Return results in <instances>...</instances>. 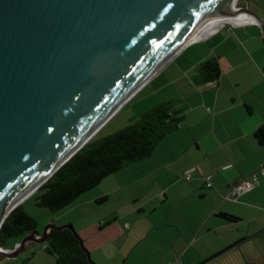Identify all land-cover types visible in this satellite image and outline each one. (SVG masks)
Wrapping results in <instances>:
<instances>
[{"label":"water","instance_id":"1","mask_svg":"<svg viewBox=\"0 0 264 264\" xmlns=\"http://www.w3.org/2000/svg\"><path fill=\"white\" fill-rule=\"evenodd\" d=\"M225 2L0 0V229ZM238 11L264 36L263 19ZM64 229L95 264L72 224L0 247V262Z\"/></svg>","mask_w":264,"mask_h":264},{"label":"rangeland","instance_id":"2","mask_svg":"<svg viewBox=\"0 0 264 264\" xmlns=\"http://www.w3.org/2000/svg\"><path fill=\"white\" fill-rule=\"evenodd\" d=\"M237 7L248 8L262 19L260 15L264 12V0H239ZM244 26L246 25L227 24L220 29ZM254 27L259 30L257 26ZM256 44L251 42L248 45L250 49H254ZM238 54L242 55L241 49ZM257 57L260 58L259 55ZM171 63L157 75L158 79L151 87L140 93L145 85L101 127L95 135V140L123 130L130 124L129 120L133 115L144 113L151 105H158L163 99L176 101L185 95L182 81L178 77L180 75L181 78L189 80L192 74L180 72L177 75L175 71L178 68L175 63ZM167 67L169 69L165 71ZM258 76L254 73L245 76L241 82L242 87L235 93L249 99V87L246 84L260 85L261 77ZM172 79H176L177 83L169 85ZM157 88L162 89V92L153 96V99H147ZM254 100H256L254 105L257 107L262 103V99L258 96ZM182 115L184 119L182 127L167 135L151 158L105 179L65 210L51 214L45 209L36 207L35 199L38 194L29 196L22 205L26 214L37 222V232L42 233L52 220L57 219L55 226H62L65 219H70L73 221L75 232L83 241L95 264H120L129 256L130 249L139 238L153 228L182 221L183 234L175 241L173 250L161 264H253L263 261L264 175L262 171H255L258 181L256 188H258L254 193L240 198L237 202L225 201L221 195H218L220 189L225 186V180L220 179V175L214 180L213 189H203L207 194L206 197H200L199 194L189 191L191 185L182 176L184 166L198 162L206 164V153L210 158L212 157L207 152L210 148L209 140L204 143V150L190 151L193 149L191 146L195 135L200 136V132L202 133L205 127L196 124L194 120L197 117L194 113L184 111ZM204 134L203 132L202 135ZM240 168L247 171L252 167L246 164L241 165ZM104 196H108L109 201L96 205L95 202ZM219 213L233 216L240 221L234 224L226 223L214 217ZM193 229L195 233L191 234ZM199 229L201 233L198 235L196 232ZM20 241H8L3 249L11 250ZM43 246V244L32 246L30 251L37 254V257L28 264H54V259L42 252ZM227 247L229 248L226 252L218 255ZM29 254V251H24L16 258L2 260L0 264H23Z\"/></svg>","mask_w":264,"mask_h":264},{"label":"crops","instance_id":"3","mask_svg":"<svg viewBox=\"0 0 264 264\" xmlns=\"http://www.w3.org/2000/svg\"><path fill=\"white\" fill-rule=\"evenodd\" d=\"M262 14L260 16L264 20V12ZM227 24L242 26L231 23L211 25L200 32L196 36L195 42L187 45L171 61L172 63L170 62L171 64L175 63L178 68L175 71L177 75L180 72H190L192 75L189 80L181 78L180 75L178 77L182 81L185 90V95L181 99L176 101L162 100V103L170 104L174 111L194 113L197 117L194 120L196 124H202L205 127L204 135H202L203 132H200V136L199 134L195 135L194 143L191 146L193 149H190V151L200 152L204 150V143L209 140L210 148L207 152L212 158L206 153L205 160L208 164L189 163L184 166L182 173V176L187 173L190 176V181L187 182L191 185L189 191L199 194L200 197L207 196L203 189L214 188L213 182L218 175H220V179L225 180V186L222 189L218 188L220 189L218 195L223 197L222 195L226 193L228 188L236 184L241 178L256 176L255 171H261L264 168V150L256 146L252 137L256 129L264 124V36L252 24L244 27L220 29ZM251 42L257 43L254 49H250L248 45ZM240 49L242 55L238 54ZM258 55L260 58L257 57ZM211 58L218 60L221 76L214 86L200 89L204 85L197 86L194 83L195 69ZM168 67L165 71L169 69ZM252 73L256 76L259 75V78L261 77L260 85L257 83L253 86L246 84L249 87V99L243 95H237L238 93H235V91H239L242 87L243 78ZM157 79V76L154 77L150 81L151 83L149 82L139 92L143 93ZM176 83L177 80L175 79L169 81L168 84ZM232 91L234 93H231ZM161 92L162 89L157 88L151 92L147 99H153V96H157ZM256 96L262 99V103L258 107L254 105ZM153 106L156 105H151L147 110ZM246 106L250 108V112L246 109ZM137 116L139 115H133V118ZM246 164L251 165L252 168L247 171L240 168L241 165ZM209 183L211 186L207 187ZM252 193L254 191L247 194V196ZM24 212L26 213V211ZM56 221L52 220L50 224L56 225ZM71 222L73 221L65 219L62 225ZM196 233L199 235L201 230H197ZM262 234L264 235V233ZM33 245H30L29 249L26 250L30 254L24 262L28 259L29 262H23V264H28L37 257V254L30 251ZM248 252L249 250H247ZM263 261L253 264H261Z\"/></svg>","mask_w":264,"mask_h":264},{"label":"trees","instance_id":"4","mask_svg":"<svg viewBox=\"0 0 264 264\" xmlns=\"http://www.w3.org/2000/svg\"><path fill=\"white\" fill-rule=\"evenodd\" d=\"M220 76L219 62L216 58H211L196 67L194 83L197 86L213 84ZM246 109L250 112L249 107L246 106ZM129 123L126 128L109 137L100 140L93 137L34 194H38L35 199L36 207L51 214L59 213L110 176L151 158L165 137L182 127L183 115L181 111H174L170 104L162 103L132 118ZM252 137L256 146L263 149L264 124L256 129ZM109 199L105 196L95 203L102 205ZM214 217L229 224L239 221L224 213ZM181 224L182 221L153 228L139 238L130 249L129 256L120 264H161L173 250L175 241L181 238ZM34 232H37V222L20 205L0 229V247L4 248L8 241H19ZM193 233L195 229L192 230L191 234ZM43 245V252L54 259V264H91L78 240L68 229L52 230Z\"/></svg>","mask_w":264,"mask_h":264},{"label":"bare ground","instance_id":"5","mask_svg":"<svg viewBox=\"0 0 264 264\" xmlns=\"http://www.w3.org/2000/svg\"><path fill=\"white\" fill-rule=\"evenodd\" d=\"M237 2L238 0H226L225 4L221 5L218 10L214 14H212L210 19L207 20V22L191 37L190 40L195 41L196 36L211 25H220L223 23H231L237 25L256 24L254 18L245 13L239 12L236 9ZM34 190H36V187L31 191Z\"/></svg>","mask_w":264,"mask_h":264},{"label":"built area","instance_id":"6","mask_svg":"<svg viewBox=\"0 0 264 264\" xmlns=\"http://www.w3.org/2000/svg\"><path fill=\"white\" fill-rule=\"evenodd\" d=\"M216 83V82H215ZM213 84H207L201 87L200 89L207 88V87H212L215 85ZM230 167V166H228ZM226 167V168H228ZM262 174L264 175V168L261 170ZM185 181L189 182L190 181V176L189 174H185ZM257 178L255 175H252L249 178H241L236 184L230 186L226 193L223 195L222 199L225 201H231V202H237L240 198L244 197L245 195L253 192L257 186ZM210 183L208 184L207 187H210Z\"/></svg>","mask_w":264,"mask_h":264}]
</instances>
